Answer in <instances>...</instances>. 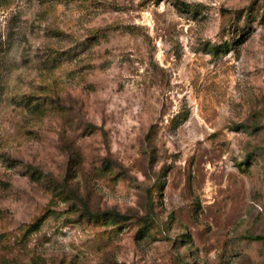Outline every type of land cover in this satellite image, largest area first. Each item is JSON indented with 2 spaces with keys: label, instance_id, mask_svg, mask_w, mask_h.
<instances>
[{
  "label": "rangeland",
  "instance_id": "1",
  "mask_svg": "<svg viewBox=\"0 0 264 264\" xmlns=\"http://www.w3.org/2000/svg\"><path fill=\"white\" fill-rule=\"evenodd\" d=\"M0 264H264V0H0Z\"/></svg>",
  "mask_w": 264,
  "mask_h": 264
}]
</instances>
